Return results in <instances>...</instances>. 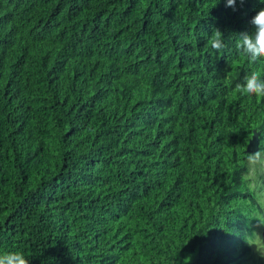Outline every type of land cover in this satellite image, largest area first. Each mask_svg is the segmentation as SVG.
I'll use <instances>...</instances> for the list:
<instances>
[{"label": "trees", "instance_id": "16d2710c", "mask_svg": "<svg viewBox=\"0 0 264 264\" xmlns=\"http://www.w3.org/2000/svg\"><path fill=\"white\" fill-rule=\"evenodd\" d=\"M259 8L0 0V254L264 264L245 241L262 199L245 147L256 130L264 153V99L236 91L264 78L236 49Z\"/></svg>", "mask_w": 264, "mask_h": 264}, {"label": "clouds", "instance_id": "9594fccd", "mask_svg": "<svg viewBox=\"0 0 264 264\" xmlns=\"http://www.w3.org/2000/svg\"><path fill=\"white\" fill-rule=\"evenodd\" d=\"M237 0H226V7H232L236 10ZM264 3V0H260ZM243 4L244 0H240ZM252 26V31H241L236 33V49L238 53L243 54L251 63L264 61V8H259L249 21ZM223 32L219 28H215L212 34L211 47L217 51L224 47ZM236 91L241 96H255L258 99H264V78L259 72L253 71L250 75L245 76L243 84L236 85ZM249 160L252 163L253 158L257 161L264 157V153L257 151L250 152ZM257 220L256 227H264V216L254 217ZM264 231V229H263ZM249 246H254L255 251L264 257V234L263 237L258 231H253L252 234L245 239ZM191 256L183 258V264H189ZM0 264H29V260L21 252H6L0 254Z\"/></svg>", "mask_w": 264, "mask_h": 264}, {"label": "rangeland", "instance_id": "374dc122", "mask_svg": "<svg viewBox=\"0 0 264 264\" xmlns=\"http://www.w3.org/2000/svg\"><path fill=\"white\" fill-rule=\"evenodd\" d=\"M253 161H256L255 163H252V169L249 172V175L252 179L251 184L252 186L257 190L258 194H260V197H262V199H260V213L258 216H264V178L260 179L258 178V174L257 171L254 172L253 169L254 167L257 168L259 170V173L262 174L264 171V157L260 158L258 161L256 158H253ZM259 191L261 193H259ZM257 222V220H255ZM247 225V223H246ZM257 225V224H256ZM252 227L253 229L251 231H258V228L256 227ZM264 227H262V230H260V235L263 237L264 231H263ZM250 229L247 231L249 232ZM249 235H251V232L249 233ZM255 249V248H254ZM256 252V251H255ZM257 253V252H256Z\"/></svg>", "mask_w": 264, "mask_h": 264}, {"label": "water", "instance_id": "95a60500", "mask_svg": "<svg viewBox=\"0 0 264 264\" xmlns=\"http://www.w3.org/2000/svg\"><path fill=\"white\" fill-rule=\"evenodd\" d=\"M259 139H258V132L256 130L253 131L252 136L249 138L245 151L250 152V151H257L259 149Z\"/></svg>", "mask_w": 264, "mask_h": 264}]
</instances>
